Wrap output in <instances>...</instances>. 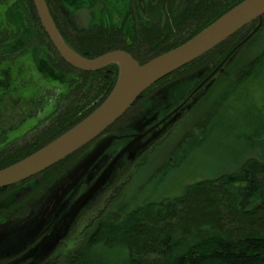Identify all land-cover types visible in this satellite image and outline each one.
<instances>
[{
	"label": "flooded vegetation",
	"instance_id": "obj_1",
	"mask_svg": "<svg viewBox=\"0 0 264 264\" xmlns=\"http://www.w3.org/2000/svg\"><path fill=\"white\" fill-rule=\"evenodd\" d=\"M241 1L45 0L60 36L83 58L95 59L122 51L140 64L181 45ZM263 25L264 19L260 29ZM241 36L244 34L239 35L240 39ZM213 65L157 83L106 132L117 131L127 120L136 121L135 133L139 129L144 140L161 133L150 144L153 145L169 131L177 106L190 99L181 109V119L191 110L192 107L186 109L190 102L207 93L213 85L207 88L209 82L213 79L215 82L224 72L222 65V70L208 78L219 66L213 68ZM199 70L198 77L179 91V78ZM118 75L119 65L114 62L97 70H84L69 63L44 26L35 0H0V165L23 159L86 117L109 96ZM167 92L180 101L174 105L167 100ZM153 108L155 112L151 111ZM149 113L158 118L146 126L152 116ZM51 182L43 174H37L0 188V233L8 231L1 229L6 222L29 217ZM92 182L93 178L87 176L73 201ZM47 234L46 230L30 243L3 251L0 264H29L39 260L35 248ZM65 245L66 239L39 264L65 256L61 252Z\"/></svg>",
	"mask_w": 264,
	"mask_h": 264
},
{
	"label": "trees",
	"instance_id": "obj_2",
	"mask_svg": "<svg viewBox=\"0 0 264 264\" xmlns=\"http://www.w3.org/2000/svg\"><path fill=\"white\" fill-rule=\"evenodd\" d=\"M257 24L258 20L249 23L157 83L208 64H214V68ZM261 29L223 64L225 70L215 82L217 89L224 86L226 94H232L242 88L243 83L262 77L264 46L255 56H250L257 48L252 41ZM246 30L248 32L244 33ZM241 33L244 34L242 39L239 38ZM241 112L246 124L249 120L253 126L256 120L259 130L255 133L260 138L256 141H264L261 139L264 123L259 122V116L248 108ZM216 117L218 120L219 116ZM216 125L212 127L218 129ZM90 144L44 170L41 174L45 180H53ZM6 166L8 164H3L0 168ZM146 192H129L128 185L123 192H117L87 226L72 251L48 264H264V158H248L233 171L188 184L179 194L154 199ZM92 207L85 210L78 221Z\"/></svg>",
	"mask_w": 264,
	"mask_h": 264
},
{
	"label": "water",
	"instance_id": "obj_3",
	"mask_svg": "<svg viewBox=\"0 0 264 264\" xmlns=\"http://www.w3.org/2000/svg\"><path fill=\"white\" fill-rule=\"evenodd\" d=\"M35 2L40 18L54 44L69 63L84 70H97L114 62L119 65V75L109 96L86 117L35 152L0 169V188H4L41 174L91 143L75 161L52 180L29 217L14 223L10 221L2 226L1 229L8 231L6 234L2 231L0 233V254L30 243L44 231H48L43 241L35 248L40 256L39 260L29 264H39L63 243L81 214L115 181L122 167L133 162L161 135L158 133L144 140V136L138 132L139 129L135 133L138 126L136 121L131 120L125 121L113 133L106 130L121 119L141 95L158 81L207 53L249 23L258 20L257 26L233 48L209 75L210 78L260 29L264 19V0H243L181 45L140 64L130 54L122 51L110 52L95 59L83 58L60 36L45 0ZM201 70L182 77V80L177 82L179 91L183 87H188L189 81L198 77ZM213 81L214 79L209 82L207 88ZM200 97L194 98L186 109L193 107ZM167 100L172 101L174 105L180 101H176L168 92ZM189 100L177 106L175 110L177 114L171 119V125L179 119L181 109ZM151 111L155 112L156 109L153 108ZM149 114L152 116L147 119L146 126L158 118V115ZM87 176L89 179L92 177L93 182L73 201Z\"/></svg>",
	"mask_w": 264,
	"mask_h": 264
},
{
	"label": "rangeland",
	"instance_id": "obj_4",
	"mask_svg": "<svg viewBox=\"0 0 264 264\" xmlns=\"http://www.w3.org/2000/svg\"><path fill=\"white\" fill-rule=\"evenodd\" d=\"M252 43L257 48L250 52L251 57L264 46V25ZM262 70V77L249 84L243 83L242 88L232 94H226L227 87L217 89L216 80L213 81L210 90L183 118L172 124L161 139L149 146L133 162L122 167L116 182L76 222L77 225H74V230L72 228L73 232L68 236L61 252L64 254L72 251L87 226L104 210L109 198L117 192H123L127 185L129 192L147 191L154 199H159L179 194L188 184L202 178L233 171L248 158H264V141H256L260 139L255 133L259 130V124L256 120L253 126L249 120L246 124L241 112L248 108L259 116V122L264 123V69ZM216 116H219V121ZM214 123H217L218 129L212 127ZM205 129L207 130L204 131ZM261 139L264 140V135ZM18 220L20 219L11 223Z\"/></svg>",
	"mask_w": 264,
	"mask_h": 264
}]
</instances>
